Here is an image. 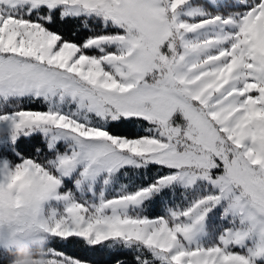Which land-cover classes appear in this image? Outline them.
Returning <instances> with one entry per match:
<instances>
[{"label": "snow or ice", "instance_id": "snow-or-ice-1", "mask_svg": "<svg viewBox=\"0 0 264 264\" xmlns=\"http://www.w3.org/2000/svg\"><path fill=\"white\" fill-rule=\"evenodd\" d=\"M6 223L46 264H264V0H0V264Z\"/></svg>", "mask_w": 264, "mask_h": 264}, {"label": "clouds", "instance_id": "clouds-1", "mask_svg": "<svg viewBox=\"0 0 264 264\" xmlns=\"http://www.w3.org/2000/svg\"><path fill=\"white\" fill-rule=\"evenodd\" d=\"M23 228L20 234L18 229ZM5 234H16V238L9 242V252L13 256L10 264H46V260L41 251H34L33 245L29 242L34 229L27 225L13 223L4 225Z\"/></svg>", "mask_w": 264, "mask_h": 264}]
</instances>
